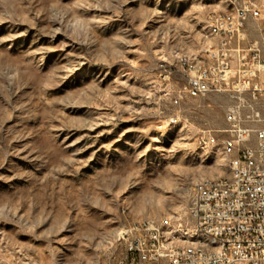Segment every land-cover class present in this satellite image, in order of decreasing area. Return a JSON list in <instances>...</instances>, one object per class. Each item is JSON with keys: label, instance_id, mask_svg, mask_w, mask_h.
Returning <instances> with one entry per match:
<instances>
[{"label": "rangeland", "instance_id": "374dc122", "mask_svg": "<svg viewBox=\"0 0 264 264\" xmlns=\"http://www.w3.org/2000/svg\"><path fill=\"white\" fill-rule=\"evenodd\" d=\"M224 9L0 0V264H121L123 231L229 174L208 141L228 126V96L173 103L178 56L204 55Z\"/></svg>", "mask_w": 264, "mask_h": 264}, {"label": "built area", "instance_id": "2783aa9c", "mask_svg": "<svg viewBox=\"0 0 264 264\" xmlns=\"http://www.w3.org/2000/svg\"><path fill=\"white\" fill-rule=\"evenodd\" d=\"M208 20L221 43L204 46L197 59L178 56L185 80L173 103L228 96V126L208 141L228 152L229 174L191 188L194 201L172 217L125 230L121 264H264V5L225 0L224 11Z\"/></svg>", "mask_w": 264, "mask_h": 264}, {"label": "bare ground", "instance_id": "6f19581e", "mask_svg": "<svg viewBox=\"0 0 264 264\" xmlns=\"http://www.w3.org/2000/svg\"><path fill=\"white\" fill-rule=\"evenodd\" d=\"M252 5H264V0H252ZM238 11V4H230V12H237ZM214 13V12H213ZM220 13V12H217ZM206 37L209 38L210 42L208 43L207 48H215L216 44L221 43V34H218L216 32V28L214 26V23L212 20H208L207 24V32H206ZM197 57V56H196ZM191 59V58H190ZM227 158V164L229 167V154L228 152H223ZM207 184H216V178L215 179H205L202 180L198 183H196L193 188H199L203 186H207ZM189 201H194V192L191 193ZM168 218V217H165ZM151 221H158L156 219H150ZM147 219L139 222V223H146ZM125 231H123L124 233ZM122 233V234H123Z\"/></svg>", "mask_w": 264, "mask_h": 264}]
</instances>
